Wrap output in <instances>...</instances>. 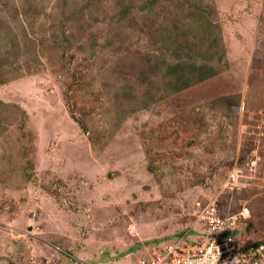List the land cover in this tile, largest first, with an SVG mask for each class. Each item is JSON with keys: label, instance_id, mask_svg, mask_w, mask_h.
I'll list each match as a JSON object with an SVG mask.
<instances>
[{"label": "rangeland", "instance_id": "374dc122", "mask_svg": "<svg viewBox=\"0 0 264 264\" xmlns=\"http://www.w3.org/2000/svg\"><path fill=\"white\" fill-rule=\"evenodd\" d=\"M151 1L0 0V264L264 242V0Z\"/></svg>", "mask_w": 264, "mask_h": 264}, {"label": "built area", "instance_id": "2783aa9c", "mask_svg": "<svg viewBox=\"0 0 264 264\" xmlns=\"http://www.w3.org/2000/svg\"><path fill=\"white\" fill-rule=\"evenodd\" d=\"M244 212L220 218L212 209L207 211L199 240L180 238L153 247L142 264H264V243L242 248L235 240L232 226Z\"/></svg>", "mask_w": 264, "mask_h": 264}, {"label": "trees", "instance_id": "16d2710c", "mask_svg": "<svg viewBox=\"0 0 264 264\" xmlns=\"http://www.w3.org/2000/svg\"><path fill=\"white\" fill-rule=\"evenodd\" d=\"M155 0H152L150 4H153ZM131 4H126L121 8V11L118 13V17L120 20L125 18V15L128 13L129 8H131ZM147 8L145 5L144 7L141 8V10ZM211 46V45H210ZM186 71V72H185ZM168 73L176 75L180 81H181V86L177 87L175 90L183 89V88H188L190 83L193 82H199V81H204L214 75V69L210 67L207 64H197V63H191L187 66L184 64H175L170 67H168L167 70ZM152 100V99H151ZM235 234V232H234ZM261 243H264L262 241L253 243V246H257Z\"/></svg>", "mask_w": 264, "mask_h": 264}, {"label": "clouds", "instance_id": "9594fccd", "mask_svg": "<svg viewBox=\"0 0 264 264\" xmlns=\"http://www.w3.org/2000/svg\"><path fill=\"white\" fill-rule=\"evenodd\" d=\"M235 232V231H234ZM184 238V237H183ZM185 240L187 241V238L185 237ZM189 241V240H188ZM205 264H206V262H205Z\"/></svg>", "mask_w": 264, "mask_h": 264}, {"label": "crops", "instance_id": "0c3cea01", "mask_svg": "<svg viewBox=\"0 0 264 264\" xmlns=\"http://www.w3.org/2000/svg\"><path fill=\"white\" fill-rule=\"evenodd\" d=\"M193 236L195 237V236H197V234L196 235H193Z\"/></svg>", "mask_w": 264, "mask_h": 264}]
</instances>
